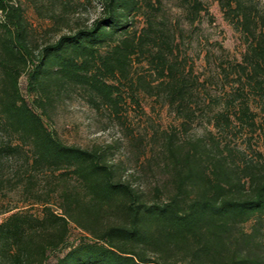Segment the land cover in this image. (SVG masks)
Wrapping results in <instances>:
<instances>
[{"label": "trees", "instance_id": "obj_1", "mask_svg": "<svg viewBox=\"0 0 264 264\" xmlns=\"http://www.w3.org/2000/svg\"><path fill=\"white\" fill-rule=\"evenodd\" d=\"M166 1L178 2L182 19ZM213 1L244 50L202 78L182 54L181 23L213 19L206 0H99V16L77 26L64 0L52 16L56 38L38 47L21 2L0 0V264H264V152L251 144L256 133L264 144V0ZM68 87L116 112L148 94L183 126L204 112L221 137L209 130L183 144L170 133L171 192L148 200L107 147L66 143L46 124ZM231 133H244L246 146L224 141ZM14 191L21 205L5 199ZM71 223L90 237L68 244Z\"/></svg>", "mask_w": 264, "mask_h": 264}, {"label": "rangeland", "instance_id": "obj_2", "mask_svg": "<svg viewBox=\"0 0 264 264\" xmlns=\"http://www.w3.org/2000/svg\"><path fill=\"white\" fill-rule=\"evenodd\" d=\"M19 1L24 7L29 23L32 45L38 47L55 39V24L52 16L55 12L60 13L65 10L64 0ZM70 1L71 4L67 8L70 11L65 14V17L72 26L89 25L100 14L99 0ZM206 2L213 19L204 15L194 26L185 21L181 23L184 30L181 42L182 54L189 63L193 64L202 78L212 76L220 59L228 57L227 55L230 58H240L244 50L239 33L224 20L218 3L213 0H206ZM164 4L166 12L171 17L182 19L178 2L166 1ZM142 25L143 19L138 16L135 26L140 28ZM66 30L64 27V31ZM135 68H138V65ZM20 81L23 94L29 102L34 103L33 94L27 91L26 76H22ZM219 90V87L212 86L210 92L217 94ZM125 99L119 112H116L111 107L94 105L90 99V92L85 88L68 87L67 91L56 99L53 106L43 113V118L49 128L66 143L85 148L107 147L110 160L119 166L123 179L130 180L148 200L164 199L171 192L164 154L169 134L176 132L177 140L183 144L210 135L209 130H212L218 138L221 134L208 123V114L204 112L197 113L198 118L183 126L182 119L155 97L141 93L139 105L132 103L129 98ZM37 110L41 112L40 109L37 108ZM243 134L231 133L223 140H230L233 144L244 148L247 137ZM251 144L264 152L261 134L256 133ZM75 183L71 180L69 184ZM10 195L11 197L5 198L7 201L21 205L18 191ZM54 202L53 206L56 209V198ZM33 208L36 211L40 209L38 205ZM56 211L61 212L58 209ZM6 216L7 213L0 214V222ZM249 226V222L245 224V228L248 229ZM87 237L90 235L75 223H71L68 244ZM62 250L55 251L52 256L61 253Z\"/></svg>", "mask_w": 264, "mask_h": 264}]
</instances>
